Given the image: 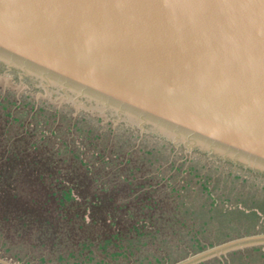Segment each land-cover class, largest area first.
Returning <instances> with one entry per match:
<instances>
[{"label": "water", "instance_id": "obj_1", "mask_svg": "<svg viewBox=\"0 0 264 264\" xmlns=\"http://www.w3.org/2000/svg\"><path fill=\"white\" fill-rule=\"evenodd\" d=\"M0 88L264 191V0H0ZM261 245L243 235L172 264Z\"/></svg>", "mask_w": 264, "mask_h": 264}, {"label": "rangeland", "instance_id": "obj_2", "mask_svg": "<svg viewBox=\"0 0 264 264\" xmlns=\"http://www.w3.org/2000/svg\"><path fill=\"white\" fill-rule=\"evenodd\" d=\"M1 90L4 92V89ZM10 94L11 96L14 95V99H19L21 105L14 102L10 103L7 97L4 98L3 105L5 107H8L9 104L15 106L17 113L23 110L22 118L26 117L23 124L33 125L37 129L41 128L42 135L39 138V144L47 143L48 140L52 141L53 134L48 132H52V130L57 132L60 129L58 131L59 137L55 140L57 145L67 146V141L64 140L66 137L63 139L60 137L62 133H66L67 135H65H69L72 141L77 139L80 147L99 143L101 149H103L99 156L88 151L82 158L87 163L111 164V167H113L103 185L105 187L99 191L96 201L83 219L85 224H95V219L109 199L118 201L122 204V208L127 211L124 215H116L114 222L110 223L111 228L117 226V224L126 223L125 216L129 212H142L144 210V212H150L151 217L147 219L148 222H151L149 224H153L150 226L145 223L144 217L139 218V216L135 219L136 216H132L133 223H140L146 227V230L157 232L140 239L144 240L145 243H149V247H151L149 250L145 252L144 249H141L137 253L138 256H135L122 247L124 246L122 243L132 240L126 237L117 238L116 243L120 245L117 247L112 246L111 253L97 264H172L177 259L184 258L182 256L180 258V255L186 257L196 253V251L236 237L264 232V191L229 186L196 175L107 129L61 109L55 108V110L54 107L27 97L14 93ZM13 123L14 125L17 124L16 121ZM132 170H135V172L140 170V175L138 173L134 174L135 172L133 173ZM150 175L159 180L154 183L147 181ZM79 178H82V175ZM123 178L124 180L131 179L132 184H136V191L133 195L131 188L133 185L127 182L128 186L125 188L121 181ZM78 184L81 185V189L74 191L72 194L73 197L77 196V200L79 194L81 196L88 191L86 186L83 187L82 184L85 183L82 180ZM161 190L166 196L162 203L151 196V194L160 193ZM138 194H144L148 198L151 196L153 200L148 201L147 197L143 198L145 200L143 203H147L143 207L127 203V200H131L132 197L136 202ZM150 205H152L151 208ZM95 208L100 209L99 212H94ZM92 218L95 219L92 221ZM113 240L115 241V239ZM82 244V237L73 238L66 249L63 250L64 252L62 251V255L55 256L51 260L57 259L54 264H80L78 261L74 262L73 258L77 251L82 248ZM6 245L5 241H0V258L12 264H48L45 256L39 255L36 257V255H33L29 257L23 254L15 256L16 251H10L12 252L10 253ZM19 247L12 248L17 249ZM81 259L82 255H80L79 260ZM159 261L161 262L159 263ZM82 264H88V262ZM197 264H264V246L229 251L225 255L215 256Z\"/></svg>", "mask_w": 264, "mask_h": 264}, {"label": "trees", "instance_id": "obj_3", "mask_svg": "<svg viewBox=\"0 0 264 264\" xmlns=\"http://www.w3.org/2000/svg\"><path fill=\"white\" fill-rule=\"evenodd\" d=\"M3 91L0 88V241H5L9 252L16 251L15 256L20 254L29 257L45 256L48 264L50 262L54 264L57 259L54 261L51 259L62 255V251L77 236L83 238V244L73 261H78L80 264L85 262L97 264L102 261L111 253L112 246L120 245L116 243L117 238L131 239L132 241L122 243L124 245L122 247L135 256H138L137 253L141 249L145 252L149 250L151 248L149 243L140 239L157 232L146 230L144 225L132 221V216L135 215L136 217L133 216L135 219L139 216V218L144 217L148 226L153 225L147 221L151 217L149 211L129 212L125 216L126 223L117 224L111 228L110 223L114 222L116 215H124L127 211L118 201L109 199L97 218L91 219L92 221L95 219L94 225L85 224L83 221L87 211L96 201L99 191L105 187L103 185L113 168L111 164L83 161L82 158L88 151L99 156L103 150L100 144L80 147L77 139L72 141L69 135L62 133L60 137L62 139L66 137L64 140L67 141V146L57 145L55 140L59 137L60 129L57 132L54 130L48 132L53 134L52 141L47 138V143L39 144L38 141L42 135L41 128L37 129L33 125L23 124L26 119V117L22 118L23 110L17 113L15 106L9 104L5 107L3 105L5 97L10 103L20 105L21 103L19 99L13 98L14 95L11 96L9 90ZM15 121L17 124L14 125ZM132 172L134 173L135 170ZM66 173L69 175H65ZM137 173L140 175V170H136L134 174ZM80 174L82 178H79ZM80 180L85 183L82 185L86 186L88 191L81 196L78 193L77 200V196L73 197L72 194L81 189V185L78 184ZM157 180L159 179L150 175L147 181L154 183ZM121 181L125 188L128 186L127 182L133 185L131 187L133 195L136 191V184H132L131 179L124 180L123 178ZM162 191L156 195L151 194L152 198L155 200L157 198L156 201L162 203L166 197ZM138 196L136 202L132 197L131 200H127V203L137 205V207L145 206L147 203H143L145 201L143 198L147 196L144 194H138ZM151 196L147 197L148 201L153 200ZM99 210L95 208L93 211L99 212ZM15 246L20 247L13 249L12 247ZM80 255H82L81 260H79ZM181 256L185 257L180 255V258Z\"/></svg>", "mask_w": 264, "mask_h": 264}]
</instances>
